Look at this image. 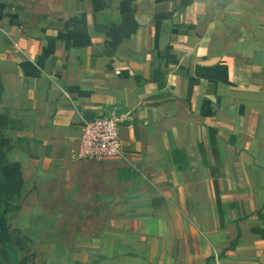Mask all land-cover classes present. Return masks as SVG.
<instances>
[{
  "label": "crops",
  "instance_id": "obj_1",
  "mask_svg": "<svg viewBox=\"0 0 264 264\" xmlns=\"http://www.w3.org/2000/svg\"><path fill=\"white\" fill-rule=\"evenodd\" d=\"M0 78L26 236L62 231L72 264H264V0H0ZM104 107L124 155L79 159Z\"/></svg>",
  "mask_w": 264,
  "mask_h": 264
},
{
  "label": "trees",
  "instance_id": "obj_2",
  "mask_svg": "<svg viewBox=\"0 0 264 264\" xmlns=\"http://www.w3.org/2000/svg\"><path fill=\"white\" fill-rule=\"evenodd\" d=\"M2 93L3 84L0 78V101ZM8 122V117L3 114V119L0 120V264L8 263L10 258L16 255V250L22 248L25 242L33 243V240L21 233L20 230L12 229L8 218L9 214L18 210L22 203V186L24 182L20 163L10 162L7 159V149L11 143L10 139L3 133V128L6 127ZM208 131L213 154V163L205 160L211 171L209 190L215 202L216 214L223 221L225 199L221 196L220 178L226 175L227 168L217 144L218 130L215 127H208ZM199 145L201 152L205 153L203 142H199ZM230 205H234L233 201L230 202ZM258 214L264 220V215ZM253 232L264 236V228L253 227Z\"/></svg>",
  "mask_w": 264,
  "mask_h": 264
},
{
  "label": "built area",
  "instance_id": "obj_3",
  "mask_svg": "<svg viewBox=\"0 0 264 264\" xmlns=\"http://www.w3.org/2000/svg\"><path fill=\"white\" fill-rule=\"evenodd\" d=\"M126 115L104 107L92 119H85L75 147L79 159L104 161L124 155L120 126Z\"/></svg>",
  "mask_w": 264,
  "mask_h": 264
},
{
  "label": "rangeland",
  "instance_id": "obj_4",
  "mask_svg": "<svg viewBox=\"0 0 264 264\" xmlns=\"http://www.w3.org/2000/svg\"><path fill=\"white\" fill-rule=\"evenodd\" d=\"M3 114L0 111V120L3 119ZM29 194L26 199V205L29 209V203L34 201V199L30 197ZM20 207V206H19ZM72 218H77L76 215H72ZM9 222L12 227V229H18L23 233L24 235H29L30 231L27 226H29V223L22 220L21 217L17 213H10L9 216ZM62 218V215L59 217ZM58 218V219H59ZM73 227L77 228V223L72 222ZM51 226H53L55 229H57L58 224L54 222H49ZM26 227L27 230H23L22 227ZM63 229V234H67L65 227ZM76 233V230L73 232V234ZM59 236L55 237H49L45 231L41 232H35L34 238H31L33 240V243L31 242H25L24 246L20 249L16 250V255L12 256L8 263L5 264H72L73 262L70 260L72 251L77 247L76 244L73 247L67 246L68 242L67 240H73L68 239L65 236H62V231L59 232Z\"/></svg>",
  "mask_w": 264,
  "mask_h": 264
},
{
  "label": "water",
  "instance_id": "obj_5",
  "mask_svg": "<svg viewBox=\"0 0 264 264\" xmlns=\"http://www.w3.org/2000/svg\"><path fill=\"white\" fill-rule=\"evenodd\" d=\"M89 112H90L91 114H93L91 111H89ZM89 112H88V113H89ZM93 116H94V114L92 115V117H90V118H88V119H92V118H93Z\"/></svg>",
  "mask_w": 264,
  "mask_h": 264
}]
</instances>
